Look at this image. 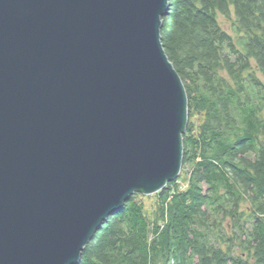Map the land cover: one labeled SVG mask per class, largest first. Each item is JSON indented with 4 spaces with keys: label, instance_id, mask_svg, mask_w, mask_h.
Returning <instances> with one entry per match:
<instances>
[{
    "label": "water",
    "instance_id": "95a60500",
    "mask_svg": "<svg viewBox=\"0 0 264 264\" xmlns=\"http://www.w3.org/2000/svg\"><path fill=\"white\" fill-rule=\"evenodd\" d=\"M169 2L0 0V264H79L131 197L180 176Z\"/></svg>",
    "mask_w": 264,
    "mask_h": 264
},
{
    "label": "trees",
    "instance_id": "16d2710c",
    "mask_svg": "<svg viewBox=\"0 0 264 264\" xmlns=\"http://www.w3.org/2000/svg\"><path fill=\"white\" fill-rule=\"evenodd\" d=\"M162 43L189 99L181 174L155 219L135 194L79 264H264V0H170Z\"/></svg>",
    "mask_w": 264,
    "mask_h": 264
},
{
    "label": "rangeland",
    "instance_id": "374dc122",
    "mask_svg": "<svg viewBox=\"0 0 264 264\" xmlns=\"http://www.w3.org/2000/svg\"><path fill=\"white\" fill-rule=\"evenodd\" d=\"M235 18L233 17V20ZM219 21L220 24L222 25V27L232 36L236 37L235 31H234V27H233V22L229 21L227 19H225L224 17L220 16L219 17ZM253 65L254 62H252ZM258 76L260 79H262L264 81V78L262 77L261 74L258 73ZM193 122L196 126L201 125V123L203 122V118L202 117H198L195 116L193 118ZM182 188L185 189L187 184L185 182H181ZM141 201L144 204L145 207V211L147 216L150 219H155L156 215H157V210H158V202H157V198L153 195V196H144L141 198ZM249 207H251L250 203H245L242 207V210L248 209ZM231 223L232 221L228 218L226 221H224V225L228 226L231 228Z\"/></svg>",
    "mask_w": 264,
    "mask_h": 264
}]
</instances>
